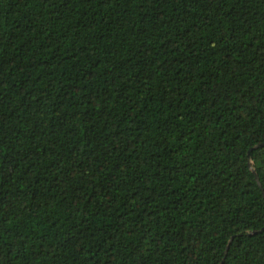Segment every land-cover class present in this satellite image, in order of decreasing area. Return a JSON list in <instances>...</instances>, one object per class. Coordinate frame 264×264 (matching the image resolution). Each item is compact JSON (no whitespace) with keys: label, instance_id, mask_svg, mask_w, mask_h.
Wrapping results in <instances>:
<instances>
[{"label":"trees","instance_id":"trees-1","mask_svg":"<svg viewBox=\"0 0 264 264\" xmlns=\"http://www.w3.org/2000/svg\"><path fill=\"white\" fill-rule=\"evenodd\" d=\"M0 264H264V0H0Z\"/></svg>","mask_w":264,"mask_h":264}]
</instances>
